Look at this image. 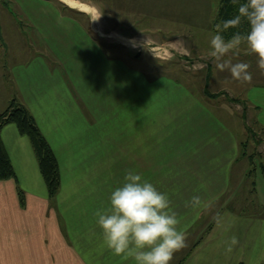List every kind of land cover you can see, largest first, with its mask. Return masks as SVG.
Wrapping results in <instances>:
<instances>
[{
  "label": "crops",
  "instance_id": "0c3cea01",
  "mask_svg": "<svg viewBox=\"0 0 264 264\" xmlns=\"http://www.w3.org/2000/svg\"><path fill=\"white\" fill-rule=\"evenodd\" d=\"M188 1L126 2L131 4L127 9L136 16L180 18L187 13ZM24 2L32 5L25 7ZM41 5V0H0V101L4 98L0 112L16 98L33 116L49 143L45 129L65 128V118L76 127L74 113L79 114L80 109L74 105L69 91L54 90L49 100L47 86L49 80L52 84L57 81L55 70L48 68L46 51L41 45L28 42L24 25L25 21L28 26L32 24L38 43L43 40L46 45L47 15ZM124 5L126 8L127 4ZM206 5L210 18L215 7L211 0ZM76 26L83 35L87 34L81 25ZM252 56H246L252 75L247 81L256 83L248 85L246 100L255 107L259 124L264 126V70ZM58 104L63 106L62 111H55ZM80 119L88 134L90 120ZM45 121L51 124L47 126ZM138 125L120 131L117 138H102L95 154L88 146L91 154L73 159L72 167L59 165L60 188L54 198L48 195L29 138L19 134L13 123L2 127V144L16 177L0 180V264H132L105 247L94 215L97 208L107 204L110 192L122 184L128 170L142 173L159 190L168 192L181 224L187 225V246L174 253L170 264H264V215L237 213L229 207L212 208L230 189L231 171L240 156V140L227 131L229 126L217 122L195 124L189 120L184 136L173 143L169 140L164 146V140L144 139ZM162 148L168 152H161ZM17 188L23 192V205ZM193 196H199L208 206L192 209L189 201ZM232 236L237 237L238 243L229 251Z\"/></svg>",
  "mask_w": 264,
  "mask_h": 264
},
{
  "label": "rangeland",
  "instance_id": "374dc122",
  "mask_svg": "<svg viewBox=\"0 0 264 264\" xmlns=\"http://www.w3.org/2000/svg\"><path fill=\"white\" fill-rule=\"evenodd\" d=\"M75 1L88 5L95 11L94 16L60 0H41L47 15L46 45L43 40L38 43L32 24L24 23L28 42L41 45L48 68L55 70L57 81H48L49 100L54 90L69 91L80 109L79 114L74 113L76 127L65 118V128L45 129L61 168L72 167L73 159L89 154L88 146L95 154L102 138H117L120 131L133 128L135 123L144 139L164 140L162 144L167 146L169 140L173 143L184 136L189 120L229 126L227 131L240 140V154L242 149L247 154L255 153L259 156L255 157L256 164H264V126L259 124L255 107L246 100L248 85L256 82L233 79L227 69L219 70L217 61L208 55L218 0H211L215 11L210 18L206 15V2L210 0H189L186 16L180 18L136 16L127 9L132 0ZM15 7L19 10L17 4ZM76 23L90 39L77 29ZM247 55L241 45L224 59L249 64ZM56 108L62 111L63 106L58 104L55 111ZM81 117L90 120L88 134ZM115 148L111 146L110 151ZM70 151L79 155H71ZM161 152L168 150L162 148ZM237 160L231 171L230 189L212 208L229 207L237 213L264 215V176L258 166L250 175L252 166L246 157L239 156Z\"/></svg>",
  "mask_w": 264,
  "mask_h": 264
},
{
  "label": "clouds",
  "instance_id": "9594fccd",
  "mask_svg": "<svg viewBox=\"0 0 264 264\" xmlns=\"http://www.w3.org/2000/svg\"><path fill=\"white\" fill-rule=\"evenodd\" d=\"M241 21L247 22L248 30L234 32L225 40L223 33L238 27ZM214 27L208 55L217 61L219 70L227 69L236 80L251 78L248 64L224 59L230 52L235 54L241 45L264 70V0H243L235 16ZM189 205L194 210L208 206L199 196H193ZM94 215L105 247L132 264H170L174 253L187 246V225L181 224L170 194L135 170L126 171L122 184L110 192L107 204L97 208ZM237 243V237L232 236L227 250Z\"/></svg>",
  "mask_w": 264,
  "mask_h": 264
},
{
  "label": "trees",
  "instance_id": "16d2710c",
  "mask_svg": "<svg viewBox=\"0 0 264 264\" xmlns=\"http://www.w3.org/2000/svg\"><path fill=\"white\" fill-rule=\"evenodd\" d=\"M240 2H243V0H218L213 26L216 23L231 19L233 16H235L237 14V8ZM247 30V22L241 21L238 27L229 28L223 33V35L225 40H227L231 38L234 32L244 33ZM8 123L15 124L19 134L29 138L35 152L39 171L46 185L48 195L50 198H54L60 188V168L58 160L52 147L36 125L33 116L16 98H12L7 106L0 112V131L2 127ZM240 156L246 157L249 161V164L252 166L250 169V175H252L253 171L258 166L259 170L264 176V164L262 161L256 164L255 161V157L259 156L255 155V153L247 154V152L243 149L241 150ZM15 177L14 168L3 147L0 135V180L15 179ZM17 194L20 205H23V192L19 188H17Z\"/></svg>",
  "mask_w": 264,
  "mask_h": 264
},
{
  "label": "bare ground",
  "instance_id": "6f19581e",
  "mask_svg": "<svg viewBox=\"0 0 264 264\" xmlns=\"http://www.w3.org/2000/svg\"><path fill=\"white\" fill-rule=\"evenodd\" d=\"M60 1H62L63 3H65L71 7L78 8L79 10H82L84 12H89L92 16H94V14H95L94 10L89 9L86 5L80 4V2L78 3L75 0H60Z\"/></svg>",
  "mask_w": 264,
  "mask_h": 264
}]
</instances>
